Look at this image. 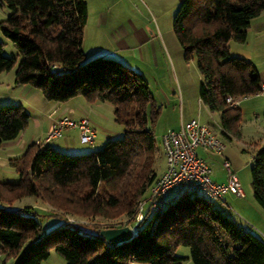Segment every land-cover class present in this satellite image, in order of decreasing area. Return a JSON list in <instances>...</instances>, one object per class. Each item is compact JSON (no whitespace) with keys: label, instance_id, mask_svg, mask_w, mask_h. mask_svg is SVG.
I'll return each mask as SVG.
<instances>
[{"label":"trees","instance_id":"16d2710c","mask_svg":"<svg viewBox=\"0 0 264 264\" xmlns=\"http://www.w3.org/2000/svg\"><path fill=\"white\" fill-rule=\"evenodd\" d=\"M0 6L10 12L0 30L19 55L18 60L3 55L0 44V74L14 68V84L39 90L47 101L81 96L109 103L122 131L86 154L33 143L8 161L18 181L0 182V264H41L50 249L66 264H181L185 258L175 253L180 245L189 248L192 264H264V240L199 194L180 196L134 221L157 177L147 113L152 98L145 78L119 61L84 60L85 0H0ZM262 13L264 0H179L172 18L184 60L196 62L199 101L218 114V133L226 138L240 136L241 121L239 108L226 98L264 92L255 67L230 55L227 44L244 43L251 20ZM28 119L21 105L0 106V144L16 139ZM250 176L253 198L264 210V148L254 151ZM32 196L65 215L102 220L123 215L140 226L114 245L99 236L100 227L88 231L75 222L42 233L34 207L11 206Z\"/></svg>","mask_w":264,"mask_h":264},{"label":"rangeland","instance_id":"374dc122","mask_svg":"<svg viewBox=\"0 0 264 264\" xmlns=\"http://www.w3.org/2000/svg\"><path fill=\"white\" fill-rule=\"evenodd\" d=\"M86 2L89 9V18L83 28V33L85 32L83 40L86 50L89 48H98L99 50L97 52L102 50V53L96 54H107L108 51L111 52V43L108 40L105 41L106 38L103 37V35L95 38L99 40L98 42L91 41V38H93L92 36L96 33L100 34L102 30H112V33H114L120 27H127L128 25L130 26V24L136 28H144L148 34L152 31L160 39L162 48L157 49L155 47L158 66L154 65L153 60L147 61V55H145V60L137 65L141 72H143L152 98L151 105L153 108L149 106L147 113L152 120L151 127L154 136V145L156 147L152 166L155 173L158 175L165 168V160L161 147L162 134L171 130L181 119L187 122L191 119H198L201 123L207 124L212 128L213 132L224 144L222 155L198 151L199 155H205L204 160L211 169L212 179L221 178L224 180L225 173L221 167V162L227 159L238 178V185L247 195V199L260 207L253 198L250 168L254 151L264 148V102H262V100H264V93L248 96L239 101L238 108L241 115L239 137L226 138L220 135L217 128L219 122L218 114L208 111L198 98L200 76L195 59L193 58L188 61L184 60L182 48L172 29V18L178 8L179 0H86ZM100 10H102L101 12L107 18V21L103 22L102 26L97 28L94 25L93 17L95 14H98ZM9 13V10L5 6H0V24ZM262 26H264V13L260 14L257 20H253L250 23L245 43L240 44L231 40L228 42L227 46L231 55L234 54L237 56L238 54H242L249 56L250 60L255 64L257 71L264 74V29L261 28ZM0 44L2 45L3 55L15 57L17 60L19 59L15 46L3 36L1 30ZM89 52L90 51L84 53V55ZM112 54L113 53L108 55L110 56L108 58H112V56H114ZM89 56L90 55H85L84 60H87ZM124 59L128 64L136 66L133 59ZM122 64L126 65L125 63ZM13 73L14 68L11 72H3L0 74V106H16L19 103L17 101L12 103L10 98L15 97L17 100L25 102L26 96L28 97V94H30L24 92L21 87H15L13 84L9 85L10 75ZM33 91L35 92L32 94H35V96L34 99L32 97L30 98L33 99L31 105L37 108L41 107L42 102L47 100L43 98L39 90L34 89ZM164 94H166L167 98H171L170 103L167 104ZM103 105L106 109L103 108L101 111L111 114L113 120V106L109 103ZM46 113L41 111L31 115V119H28L27 126L25 127L28 135L33 133L41 136L43 128L46 126ZM90 117L95 124L100 122V119L96 116L94 111H90ZM114 125L119 127L115 122ZM96 131L98 137L95 143H98L101 140L102 132L99 128H96ZM103 144L105 143L90 149L88 148L87 150H99ZM86 152L88 153L89 151ZM86 152L83 154H86ZM6 169L7 170L0 168V182L5 181V178H12L10 171L14 173V170L11 168ZM9 180L10 179H8L7 182H12ZM170 196V193L163 195L160 204L162 205ZM212 204L214 207L220 209L223 214L237 221L238 216L235 215L232 209L224 208L217 202H212ZM15 205L19 207L31 206L35 208V219L40 223L42 233H48L58 228L67 220L83 226L88 231L90 229H97V227L105 229L114 224L130 223V219H126L123 215L115 216L110 220L84 218L72 214L65 215L62 212L53 210L41 199L33 196L15 200L11 203V206L14 207ZM129 226L133 230H136L140 225L131 222ZM242 226L244 227L243 224ZM250 231L264 240V237L261 235L262 233L256 231V229L253 228L250 229ZM175 253L178 256L182 254L189 255V248L180 245L175 249ZM7 264L9 263L7 262ZM41 264L66 263L54 249H50L48 258L42 261ZM132 264L144 263L134 262ZM181 264H192V262L188 261L184 263L183 261Z\"/></svg>","mask_w":264,"mask_h":264},{"label":"crops","instance_id":"0c3cea01","mask_svg":"<svg viewBox=\"0 0 264 264\" xmlns=\"http://www.w3.org/2000/svg\"><path fill=\"white\" fill-rule=\"evenodd\" d=\"M87 8H88V6H87ZM101 11L102 10H100V12L98 14H95V16L93 17L94 25L97 28L101 27L103 22L107 21V18L104 16V14ZM88 18H89V9H88L87 21H88ZM253 20L254 21L257 20V17L252 19L251 22ZM249 28H250V24L247 28V31L249 30ZM261 28L264 29V26H262ZM247 31H246V39H247ZM102 35H103V37L106 38L105 41L108 40L111 43V49H110L111 52L108 51L107 54H96V53H102L101 52L102 50L99 52H97L99 50L98 48H94V49L89 48L86 50L84 47V40L82 39L83 52L87 53L88 51H90L88 54H85V55H90L88 57V59L91 57L100 56V55L101 56L106 55L104 57H110L108 55H111V53H113L112 55H114V56H112V59H115L121 63H125L126 64L125 66H127L132 71L141 74L143 77H144L143 72H141L140 68H138L137 65L141 64L145 60V55H147V61L153 60L154 65L158 66L157 57L155 55V47L157 49H161L162 45H161L159 37H157V35H155L152 31L150 32V34H148L144 28H136L132 24H130V26L128 25L127 27H120L114 33H112V30H102L100 32V34H97V33L94 34L92 36L93 38H91V41H94V42L97 41L98 42L99 40H97L95 38L101 37ZM84 37H85V32L83 33V38ZM246 39H245L244 43L246 42ZM104 53H106V52H104ZM237 57H240V58L250 62L255 67V64L253 63L252 60H250L249 56L238 54ZM124 58H127V59L130 58V60L133 59L136 66H132V65L128 64ZM9 72H11V71H9ZM258 75L260 77L261 83L264 84V74L258 72ZM10 76L11 77H10L9 85L13 84L15 87H21V89L24 92L30 93V94H28V97L26 96L25 102L17 100L15 97L10 98V101L12 103H15V101H17L19 103L18 105H21L28 112L29 120L31 119V115H34L33 113H36V112L38 113L41 111H43L44 113L47 112L45 114L46 115V126H45V128H43V132L41 133V136L39 134L36 135L33 133L31 135L30 134L28 135L26 133L27 129H24L18 135V137L16 139H14L12 141H6V142L1 143L0 144V168L1 169L7 170L6 168H11L8 164V161L10 159L17 158V157L21 156L31 144H33V143H41L42 144L45 132L48 129L52 120H54L55 118H59L61 116H66L73 121H79L82 118L87 119L90 127L95 132V140L98 137L96 128L101 129V132H102L101 140L98 143H95V141H94L93 147H96L97 145L99 146L102 143H105L106 141L114 139V138L119 137L121 135V132H122L121 127L120 126L116 127L114 125V121L112 120V115L101 111L103 108H105V107H103L104 106L103 104H105L106 102L89 103L83 97L76 96V97H73V98H71L65 102L43 101L42 106L37 108L36 106L31 105V101L34 99V96H35V94H32L33 92H35V91H33L34 89H32L26 85L14 84V73ZM162 91H163V89H162ZM164 95L166 96V94H164ZM31 97L33 99H30ZM166 101H167V104L170 103L171 98H167V96H166ZM262 102H264V100H262ZM43 108H44V110H43ZM51 111H54V114L50 115ZM90 111H94L96 113V116H98V118L100 119V122H98V124H95L91 120ZM186 123H187V121H183V119H181L180 122H178L173 128H171V130H178L182 125H184ZM202 124H204V123H202ZM205 125H207V124H205ZM217 128H218V130L220 129L219 122H218ZM210 129H212V128H210ZM171 130H169V131H171ZM166 132H168V131H166ZM166 132H164V133H166ZM47 145H49L53 149H55L61 153H64V154H75L76 155V154H83L86 151H89V152L92 151V150H87L88 148L89 149L92 148L91 146L84 145L83 143L80 142L79 131L77 128L65 129L59 138L51 141L50 143H47ZM200 156L202 158H205L204 154H203V156L202 155H200ZM163 157H164V155H163ZM164 160H165V158H164ZM11 169H13V168H11ZM10 172H11L10 175H12V178H5L6 180L4 182H7L8 179H10L9 181L17 182L18 181L17 173L15 171H14V173L12 171H10ZM211 178H212V176H211ZM212 180L216 183H223L225 181V176H224V180L221 178L220 179L213 178ZM225 199L227 202V206L224 208L232 209V211H234L235 215L238 216L237 221H234L231 217H229L228 215L225 214L228 218H230L237 225L239 224L238 226H240L244 230L250 231V229H253V228L256 229V231H259L260 233H262L261 235L264 237V228H262V227H264V210L261 207H258L257 205H255V203L249 201L247 199V195L245 193H244V197H237V196L232 195V194H225ZM164 205L165 204L163 202V204L161 206L164 207ZM14 208H20V207L15 205ZM242 224L244 225V227L242 226ZM132 231L134 234L133 229H132ZM188 256L189 255H187V254L181 255V257L185 258L184 263H187L188 261H190L188 259Z\"/></svg>","mask_w":264,"mask_h":264},{"label":"built area","instance_id":"2783aa9c","mask_svg":"<svg viewBox=\"0 0 264 264\" xmlns=\"http://www.w3.org/2000/svg\"><path fill=\"white\" fill-rule=\"evenodd\" d=\"M264 89V84H262ZM242 98H226L230 107H238ZM54 114L51 111L50 115ZM67 128H77L79 140L91 147L94 145L95 132L87 119L73 121L66 116L55 118L50 123L43 144L59 138ZM161 147L165 158V168L157 175L148 189L147 195L138 203L134 221L141 222L148 213L161 209V197L170 193L171 196L164 201L168 204L172 200L186 195L199 194L209 202H217L226 207L225 194L244 197V192L238 185V178L232 170L227 159L222 160L221 167L225 173V181L216 183L211 178V169L198 151L222 155L223 142L207 125L197 119H191L178 130H171L161 136ZM66 223H71L67 220ZM128 225L114 224L107 228ZM130 227V226H129Z\"/></svg>","mask_w":264,"mask_h":264},{"label":"water","instance_id":"95a60500","mask_svg":"<svg viewBox=\"0 0 264 264\" xmlns=\"http://www.w3.org/2000/svg\"><path fill=\"white\" fill-rule=\"evenodd\" d=\"M100 237H102L108 243L114 245L129 239L133 235L132 229L128 226L105 228L98 231Z\"/></svg>","mask_w":264,"mask_h":264}]
</instances>
